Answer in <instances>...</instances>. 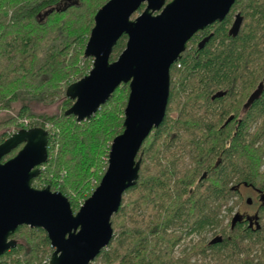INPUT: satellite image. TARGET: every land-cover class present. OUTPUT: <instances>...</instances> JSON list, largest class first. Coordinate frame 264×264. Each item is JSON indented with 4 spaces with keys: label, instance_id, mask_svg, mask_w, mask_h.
I'll list each match as a JSON object with an SVG mask.
<instances>
[{
    "label": "trees",
    "instance_id": "16d2710c",
    "mask_svg": "<svg viewBox=\"0 0 264 264\" xmlns=\"http://www.w3.org/2000/svg\"><path fill=\"white\" fill-rule=\"evenodd\" d=\"M109 1L0 0V114L16 113L0 128L50 132L49 160L34 186L62 192L75 213L101 183L111 145L124 131L125 84L91 119L79 123L65 115L74 103L68 88L92 70L85 50L95 16ZM237 10L245 24L236 38L228 37ZM127 41L119 40L112 62ZM195 50L171 69L164 122L144 143L139 181L112 218L109 246L91 264H264V217L259 229L233 227L234 217L225 224L238 186L264 190V88L245 109L264 84V0H237L210 42ZM227 88L229 94L212 100ZM60 100V115H36L30 108ZM11 135L1 133L0 144ZM209 233L216 238L207 240ZM191 236L198 239L185 242ZM12 238L18 245L0 264H50L54 250L43 229L22 226Z\"/></svg>",
    "mask_w": 264,
    "mask_h": 264
},
{
    "label": "water",
    "instance_id": "95a60500",
    "mask_svg": "<svg viewBox=\"0 0 264 264\" xmlns=\"http://www.w3.org/2000/svg\"><path fill=\"white\" fill-rule=\"evenodd\" d=\"M236 1L110 0L98 11L84 55L94 60L93 68L68 88L67 97L74 103L65 115L79 123L91 119L122 84L129 85L124 131L111 145L101 183L76 213L62 192L34 186L49 160L48 130L23 129L0 144V258L17 247L12 237L22 226L47 233L54 250L50 264H91L109 246L114 235L112 218L140 178V151L166 117L173 65L193 36L225 20ZM142 6L141 14L132 19ZM242 24V16L237 15L229 36L236 38ZM123 36L128 38L126 48L112 62ZM263 88L260 83L245 109ZM21 145L15 157L3 162ZM236 222L237 217L233 227Z\"/></svg>",
    "mask_w": 264,
    "mask_h": 264
},
{
    "label": "flooded vegetation",
    "instance_id": "af4514ba",
    "mask_svg": "<svg viewBox=\"0 0 264 264\" xmlns=\"http://www.w3.org/2000/svg\"><path fill=\"white\" fill-rule=\"evenodd\" d=\"M232 10H233V7L231 9V12L227 15L226 18L229 17V15L232 13ZM237 15H241L243 18L242 27L245 24V16L242 15L241 11L235 12L233 14L231 22L229 23V21H228L227 26H226L228 37H229V31L232 28V26L236 20ZM226 18H225V20H226ZM225 20H223L222 22H216L213 25L207 27L205 30L199 31L197 34H195L193 36V38L188 42L186 51H194L195 48H198L197 50L203 49L210 42L211 38L214 36V30L216 28L220 27ZM197 50H195V52ZM195 52H193V53H195ZM260 83H263V82H260ZM260 83L258 84L257 88L255 89V91L253 92L252 95H254L255 92L258 90ZM227 94H229V88H227L224 91H222V89H221L217 92V94H215L212 97V100L216 99V98H222V97L226 96ZM19 147H21V148H19ZM19 147L18 148L20 151L24 147V145H21ZM15 156H13V157H15ZM242 189L248 190V192L252 195V198L251 197L248 198V199H251V203H248V200L246 202L248 205H250L254 208V212H252L253 214L252 213H244L243 214V213L237 212L234 215V218L237 217V222H236L235 226L237 224H241V225H245L251 229H255V228L259 229L262 218L264 217V190H261L260 188H257V187L248 186V185L238 186L239 193L242 191ZM253 199L255 201H253ZM234 218H233V220H234ZM233 220H232V224H233Z\"/></svg>",
    "mask_w": 264,
    "mask_h": 264
},
{
    "label": "rangeland",
    "instance_id": "374dc122",
    "mask_svg": "<svg viewBox=\"0 0 264 264\" xmlns=\"http://www.w3.org/2000/svg\"><path fill=\"white\" fill-rule=\"evenodd\" d=\"M237 11H239V10H237ZM141 12H142L141 10H139L138 12H136L132 16V19L137 18L141 14ZM128 87H129V85H128ZM62 102L63 101L60 100V101H57L56 103L51 104V105H46V104L37 103V102L36 103H30V108H31L32 112L34 114H36V115H41V116H45V115H49V116H52V115H60L61 114V105H62ZM18 107L19 106H17L16 110H18ZM15 115H16L15 111L1 113L0 114V123L2 121L6 120L8 117L15 116ZM4 132H8V133L13 134V133L16 132V127L14 125H9V126L3 127V128L1 127L0 128V134L1 133H4ZM17 153H18V151L16 152V154ZM263 160H264V157H263ZM260 171L262 173H264V163L260 167ZM250 197L252 198V195L248 192V190L242 189V191L230 201L228 207H233V213L230 216V218H229V215L226 217L227 218L226 221H225V224L226 225L230 224L232 218L234 217V215L237 212H240V213H243V214L244 213H252V212H254V208L252 206L248 205L247 202H246L248 200V198H250ZM253 201H255V200L253 199ZM224 215H227L226 212H223V216ZM215 238H216V235L213 236L210 233L207 235V240H212V239H215ZM197 239H198V237L191 236V237L186 238L185 239V242H189V241H193V240L196 241ZM23 241L24 240H22V242Z\"/></svg>",
    "mask_w": 264,
    "mask_h": 264
},
{
    "label": "built area",
    "instance_id": "2783aa9c",
    "mask_svg": "<svg viewBox=\"0 0 264 264\" xmlns=\"http://www.w3.org/2000/svg\"><path fill=\"white\" fill-rule=\"evenodd\" d=\"M24 125L28 127L29 126L28 121H24Z\"/></svg>",
    "mask_w": 264,
    "mask_h": 264
}]
</instances>
